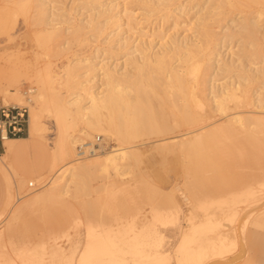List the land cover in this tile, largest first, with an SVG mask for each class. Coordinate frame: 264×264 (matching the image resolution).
<instances>
[{
  "label": "bare ground",
  "instance_id": "1",
  "mask_svg": "<svg viewBox=\"0 0 264 264\" xmlns=\"http://www.w3.org/2000/svg\"><path fill=\"white\" fill-rule=\"evenodd\" d=\"M56 2L13 0L18 13L25 15L29 26L33 27L45 56L59 57L74 45L86 46L98 38L103 40V45H97L87 55L77 49L71 59L65 57L67 61L63 65H55L48 59L44 65L29 66L15 76L18 81L23 76L34 83L30 92L34 93L36 105L32 107L30 135H45L48 127L42 115L47 112L54 117L58 128L50 167L55 176L49 187L39 192L35 190L37 193L28 199L30 206L58 197L67 198L73 186L86 184L89 173L110 176L115 172L116 177H125L132 156L140 153L133 142L142 135L162 136L178 124L187 126L188 135L183 139H177L178 136L170 139H174V146L182 153H206L212 145L214 153H264V65H258L264 63V47L260 48L258 41L264 38L260 33L264 12L257 7L264 0L192 2L189 9L197 5L199 8L194 12L190 27L182 29L179 18L173 15V33L160 30L149 39L142 34L135 36L136 24L131 22L134 7L148 14L172 6L181 10L182 0H79L71 7L57 6ZM167 16L163 14V18ZM229 18L234 20V25L223 28ZM234 45L238 46L236 51ZM256 82L259 83L252 90L251 84ZM4 94L7 103L12 98L15 104H21L25 98L18 87H5ZM28 100L32 102L33 98ZM169 115L174 117L175 124L170 123ZM217 115L214 121L223 120V123L207 128L210 124L206 119ZM92 133L97 134L94 139L101 140L104 136L106 142L114 141L118 146L96 142L90 138ZM9 136L3 133L6 153L0 156V170L8 182L7 205L15 196L17 177L27 180L19 176L12 165L10 152L15 140ZM241 136L247 141V147L236 145ZM79 145L86 146L83 154L78 151ZM44 175L29 178L30 185H34L33 179L39 181ZM252 192V202L264 198L261 190ZM259 202L256 206L263 204L261 210L264 209V202L260 205ZM203 205L206 218L196 221L198 215L193 213L189 229L181 230L177 257L183 252L186 255L180 264L198 258L202 264L206 255L203 252L206 253L208 247L197 246L200 229L208 226L213 231L219 222L218 213L209 212V206L202 204V208ZM112 232H90L79 255V264H128L130 260L134 263L140 260L137 254H141L147 241L140 239L136 223L124 231ZM151 234L154 236V230L149 231ZM4 250L0 233V264H16ZM157 253L169 258L164 251ZM152 255L155 263V253Z\"/></svg>",
  "mask_w": 264,
  "mask_h": 264
},
{
  "label": "rangeland",
  "instance_id": "2",
  "mask_svg": "<svg viewBox=\"0 0 264 264\" xmlns=\"http://www.w3.org/2000/svg\"><path fill=\"white\" fill-rule=\"evenodd\" d=\"M56 1L57 6L71 7L79 0ZM202 1L182 0L181 10L172 6L152 14L135 6L132 13L134 20L131 21L136 24L135 36L142 34L144 38L149 39L160 30L168 34L173 33L175 27L174 25L172 28L175 19L173 15L179 18L182 29L190 27L191 21L195 19L194 12L198 10L199 5L193 9L189 7L192 2ZM257 7L264 12V3ZM164 13L168 15L166 18H163ZM171 14L172 16H169ZM253 15L255 16L256 13H252ZM125 20H128L127 15ZM233 22V19H227L223 28L231 27L234 25ZM261 24L260 33L264 36V15ZM258 41L260 48L264 47V38ZM38 44L33 27L29 26L25 15L18 13L13 0H0V85L12 89L18 87L25 97L23 98L25 101L23 100L21 104H15L16 100L12 98L7 103L4 100L5 87L0 86V89H3L0 92V106L27 105L30 119L32 107L36 105L34 93L30 92L34 83L23 76H20L19 81L18 78L16 80L15 76L19 71L29 66H37V63L38 66L44 65L48 59L55 65H63V62L73 57L75 50L78 49L82 55L90 54L97 45H103V40L98 38L86 46L74 45L72 50L52 59L44 55L43 47ZM236 45L233 47L235 51L238 49ZM258 65L263 66L264 63ZM15 83L20 85L16 86ZM258 83L251 84V89L253 90ZM29 97L33 98L32 102L28 100ZM42 116L49 130L47 129L42 137L38 133V136L33 135V146L27 149L22 158L24 169L19 170L18 173L27 180L21 181L17 177L15 196L13 203L9 205H7L8 182L0 171V209L3 206L0 210V233L4 253L7 252L11 258H14L16 264H23L24 261L27 264H79V255L86 245V238L90 232L99 234L113 231L112 233L116 234L120 229L122 231L129 229L134 222L136 230L141 232L140 239L147 242L142 246L141 254H137L140 260L135 263L130 260L128 264H180L186 255L183 252L177 257L176 248L181 237L180 231L189 229L188 226L192 223L190 217L193 213L198 215L196 221L206 218L202 204L209 206V212L218 213L215 218L219 221L213 231L208 226L200 229L197 246L208 247L207 252H203L206 255L201 260L202 264H264V222L260 225L261 221L257 218L264 198L258 201L260 207L256 206L258 202H252V190L258 193L261 190L264 194V153H214L213 145L206 153H182L179 147L174 146V139H170L173 136L183 139L188 135L187 126L178 124L180 128L175 125V129L159 137L139 136L133 144H136L140 153L132 156V164L127 166L126 170L129 173L125 177L119 175L116 177L115 172L108 174L110 176L89 173L86 176L88 177L86 184L73 186L67 198L58 197L30 206L28 199L49 187L55 176V173L50 171V167L54 159L58 128L52 115L49 116L47 112ZM218 116L206 119L210 124L207 128L223 123V120L214 121ZM169 121L171 124L176 123L171 115ZM30 122L31 132L33 122L32 120ZM29 131L23 136H29ZM95 135L97 134L92 133L90 138L94 139ZM164 137L168 139L158 140ZM103 138L104 136L99 141L96 138L94 140L104 143L106 141ZM238 140L237 146L247 147L245 138L241 136ZM106 143L104 144H112V147L118 146L114 141ZM43 173L45 175L42 179L39 181L33 179L35 183L30 185L29 180L35 177L34 174ZM248 198L250 201L247 200ZM233 200L236 202H231ZM150 230H154V236L149 235ZM161 230L166 234L164 241ZM225 237L232 241L231 244L234 243V246L230 245ZM213 240H216V243L218 241L221 243L222 240L221 244L218 243L222 248L217 244L213 245ZM227 241L229 246L225 245ZM226 246L230 250L224 249ZM158 250L168 252L169 258L159 256ZM154 253L155 263L151 255ZM126 255L131 258L130 253ZM196 261L187 264H201L200 260Z\"/></svg>",
  "mask_w": 264,
  "mask_h": 264
},
{
  "label": "built area",
  "instance_id": "3",
  "mask_svg": "<svg viewBox=\"0 0 264 264\" xmlns=\"http://www.w3.org/2000/svg\"><path fill=\"white\" fill-rule=\"evenodd\" d=\"M30 98V97H29ZM0 136L3 139L5 132L10 136H20L29 131L30 111L27 105H1L0 106ZM99 141V140H98ZM87 145V147H89ZM86 146H80L79 151L83 154ZM90 149L91 151H94Z\"/></svg>",
  "mask_w": 264,
  "mask_h": 264
},
{
  "label": "crops",
  "instance_id": "4",
  "mask_svg": "<svg viewBox=\"0 0 264 264\" xmlns=\"http://www.w3.org/2000/svg\"><path fill=\"white\" fill-rule=\"evenodd\" d=\"M0 115H1V113H0ZM25 134H23V135H25ZM23 135H20V136H9V138L15 140L14 143H13L12 150L10 152V159H11L12 165L14 166V168L16 169V171L18 173H19V170L22 171L24 169V163L22 161L23 156L26 154L27 149L30 146L31 147L33 146V144H32V142H33L32 141L33 136L30 135V133H29V136H23ZM5 140L6 139H4V138L1 139V136H0V153H3V154L6 153V143H5ZM2 155H0V156H2ZM34 175H35V177H38V176H40L42 174H39V175L38 174H34ZM35 177H33V178H35ZM2 208H3V206L1 207V209ZM174 216L176 218V213H175ZM257 218L260 219V221H261L260 222V225H262L263 222H264V209L261 210V212L259 213V215L257 216ZM160 233H161L162 239L164 241V239L166 238V234L162 230H161ZM180 235H181V231H180ZM179 242H180V240H179ZM164 253H165V255L167 254L166 257H169V253L168 252L164 251Z\"/></svg>",
  "mask_w": 264,
  "mask_h": 264
}]
</instances>
